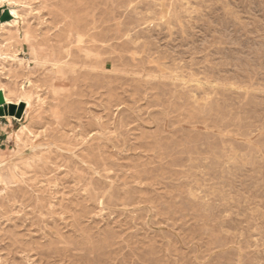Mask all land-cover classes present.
Returning <instances> with one entry per match:
<instances>
[{
    "label": "rangeland",
    "instance_id": "rangeland-1",
    "mask_svg": "<svg viewBox=\"0 0 264 264\" xmlns=\"http://www.w3.org/2000/svg\"><path fill=\"white\" fill-rule=\"evenodd\" d=\"M0 1V264H264V0Z\"/></svg>",
    "mask_w": 264,
    "mask_h": 264
},
{
    "label": "bare ground",
    "instance_id": "bare-ground-1",
    "mask_svg": "<svg viewBox=\"0 0 264 264\" xmlns=\"http://www.w3.org/2000/svg\"><path fill=\"white\" fill-rule=\"evenodd\" d=\"M46 1V0H45ZM112 1V0H111ZM8 3H7V6L9 7V5L10 4H12L14 1L13 0H8L7 1ZM42 2H44V1H42ZM41 2V3H42ZM15 3V2H14ZM46 3V2H45ZM3 4V1H0V8H2V5ZM46 6V5H45ZM7 7V8H8ZM47 8H49V7H47ZM91 8V7H90ZM10 11H9V15H8V17H10V18H12V21H9V22H6V23H1L0 22V36L1 35H4V36H6V39H5V41H9V40H13V39H17L16 38V36L14 35V34H12L11 33V31L9 30V29H15L17 26H18V21L17 20H19L20 19V15L16 12V10H14L13 8H10L9 9ZM53 13V12H52ZM51 13V14H52ZM167 13V12H166ZM94 16V15H93ZM55 17V16H54ZM95 17V16H94ZM166 17V16H165ZM72 19V18H71ZM173 19H174V17H173ZM26 20V19H25ZM94 20V19H93ZM172 20V19H171ZM57 21V20H56ZM75 21V20H74ZM52 22H53V20H52ZM58 22V21H57ZM73 22V21H72ZM23 23V22H22ZM23 24H26V23H23ZM28 24V23H27ZM58 24V23H57ZM67 25V24H66ZM73 25V24H72ZM75 25H76V23H75ZM90 25H91V23H90ZM28 27V26H27ZM35 27V26H34ZM58 27V26H57ZM60 27H62V26H60ZM64 27V26H63ZM69 27V26H68ZM73 27H75V26H73ZM87 27V26H86ZM96 27V26H95ZM23 28V27H22ZM70 28H71V24H70V27H69V30H70ZM27 29V28H26ZM30 29H33V28H30ZM82 29V28H81ZM92 29V28H91ZM59 30V29H58ZM61 30V29H60ZM68 30V29H67ZM72 30H73V28H72ZM72 30H70V31H72ZM22 31V30H21ZM30 31V30H29ZM28 30H25L24 32H23V36L21 37L22 38V40L21 41H23V43H25V44H29L28 46L30 47V50L32 51L31 53H32V55H33V59H34V61H35V63H38V64H41V63H43L42 61V58L41 57H39L38 55H37V49H39V47L41 46L39 43V45H33V44H31L32 43V41L30 40L31 39V36H32V32L30 33ZM85 31V30H84ZM34 32V31H33ZM48 32V31H47ZM63 32V31H62ZM61 32V33H62ZM82 32V31H81ZM19 33V32H18ZM46 33V32H45ZM80 33V32H79ZM30 34H31V36H30ZM34 34V33H33ZM38 34V33H37ZM67 34V33H66ZM69 34H71V32L69 33ZM89 34V33H88ZM92 34H94V33H92ZM21 35V34H20ZM55 36L57 37V34H55ZM60 36V35H59ZM65 36V35H64ZM89 36V35H88ZM93 36V35H92ZM36 37V36H35ZM56 37H54V39L56 38ZM62 37V36H61ZM73 37H74V35H73ZM20 38V37H19ZM45 38V37H44ZM85 38H87L86 36H85ZM90 38V37H89ZM33 39V38H32ZM65 39V38H64ZM75 39V38H74ZM72 40V41H75V40ZM92 39V38H91ZM94 39V38H93ZM99 39V38H98ZM34 40V39H33ZM46 39H44V41H45ZM68 40H69V37H68ZM85 40V39H84ZM15 41V40H14ZM65 41V40H64ZM9 42H11V41H9ZM8 42V43H9ZM16 42H17V44H18V41L16 40ZM31 42V43H30ZM41 42H42V40H41ZM47 42H49V41H47ZM89 42V41H88ZM5 43V42H4ZM20 43V42H19ZM66 43V42H65ZM70 43H73V42H71L70 41ZM83 43V42H82ZM87 43V42H86ZM7 44V42L4 44V45H6ZM16 44V45H17ZM43 44H45V42H43ZM57 44V43H56ZM97 44V43H96ZM0 45H1V43H0ZM15 45V44H14ZM51 45V44H50ZM49 45V46H50ZM53 45H55V44H53ZM69 45V44H68ZM91 45V44H90ZM101 45V44H100ZM104 45V44H103ZM18 46V45H17ZM45 46V45H44ZM71 46H72V44H71ZM16 47V46H15ZM56 47V46H55ZM20 48V47H19ZM98 48V47H97ZM50 49V48H49ZM56 49V48H55ZM54 49V50H55ZM61 49V48H60ZM86 49V48H85ZM87 49H89V48H87ZM91 49V48H90ZM15 50V49H14ZM48 50V49H47ZM72 51V50H71ZM76 51V50H75ZM57 52V51H56ZM74 52V51H73ZM114 52H115V50H114ZM117 52V51H116ZM119 52V51H118ZM66 53V52H65ZM75 53V52H74ZM42 54V53H41ZM54 54H56L55 52H54ZM96 54V53H95ZM99 54V53H98ZM97 54V55H98ZM105 54V53H104ZM133 54V53H132ZM52 55H53V53H52ZM58 55V54H57ZM61 55V54H60ZM71 55V54H70ZM116 55V54H115ZM62 56V55H61ZM74 56V55H73ZM81 56V55H80ZM70 57H72V55L70 56ZM75 57V56H74ZM73 57V58H74ZM24 58V57H23ZM56 58V57H55ZM54 58V59H55ZM60 58V57H59ZM63 58V57H62ZM80 58V57H79ZM82 58V57H81ZM88 58V57H87ZM5 59H7V60H11V61H14L15 63H16V66H24V64H26V65H28L29 64V61H25L24 59H19L17 56H7V54H2L1 53V51H0V60H5ZM71 59V58H70ZM95 59H97V58H94V60ZM103 59V58H102ZM101 59V60H102ZM56 60V59H55ZM68 60V59H67ZM75 60V59H74ZM82 60V59H81ZM85 60H87V59H85ZM93 60V61H94ZM107 60V59H106ZM105 60V61H106ZM83 61V60H82ZM90 61H92V60H90ZM96 61V60H95ZM109 61V60H108ZM108 61H106V62H108ZM111 61H113V60H111ZM10 62V61H9ZM32 62V61H31ZM30 62V63H31ZM56 62H58V61H56ZM55 62V63H56ZM73 62V61H72ZM70 63V62H69ZM81 63H83V62H81ZM104 63V62H103ZM112 63V62H111ZM87 64V63H86ZM100 64H101V62H100ZM121 64V63H120ZM159 64V63H158ZM4 65V64H3ZM36 64H34V66H35ZM46 65V64H45ZM48 65H50V63L48 64ZM58 65V64H57ZM56 65V66H57ZM63 65V64H62ZM74 65V64H73ZM80 65V64H79ZM97 65V64H96ZM105 65V64H104ZM103 65V66H104ZM161 65V64H160ZM13 66V65H12ZM53 66H55V65H53ZM53 66L51 65V67L53 68ZM55 66V67H56ZM59 66V65H58ZM64 66V65H63ZM70 66V65H69ZM86 66V65H85ZM119 66V65H118ZM5 67V66H4ZM11 67V66H10ZM21 67V68H22ZM28 67V66H27ZM38 67V66H37ZM76 67V66H75ZM81 67V66H80ZM88 67V66H87ZM101 67H102V65H101ZM12 68V67H11ZM63 68V67H62ZM62 68H60V69H62ZM66 67H64V69H65ZM85 68V67H84ZM84 68H82V69H84ZM109 68V67H108ZM7 69V68H6ZM6 69H4V70H6ZM14 69H15V67H14ZM18 69V68H17ZM16 69V70H17ZM27 69V68H26ZM67 69V68H66ZM65 69V70H66ZM68 69H70V68H68ZM73 69H76V68H73ZM91 69V68H90ZM102 69V68H101ZM119 69H120V67H119ZM127 69V68H126ZM13 70V69H12ZM35 70V69H34ZM40 70H42V69H40ZM57 70V69H56ZM65 70H64V72H65ZM72 70V69H71ZM77 70V69H76ZM104 70V69H103ZM102 70V71H103ZM178 70V69H177ZM2 71H3V69H2ZM7 71V70H6ZM62 71V70H61ZM110 71V70H109ZM128 71H130V70H128ZM138 71H139V69H138ZM8 72V71H7ZM7 72H5V73H7ZM10 72H12V71H10ZM14 72H15V70H14ZM18 72H20V71H18ZM23 72V71H22ZM91 72V71H90ZM94 72V71H93ZM92 72V73H93ZM121 72V71H120ZM157 72V71H156ZM28 73V72H27ZM80 73V72H79ZM88 73V72H87ZM123 73V72H122ZM136 73V72H135ZM137 73H139V72H137ZM161 73H163V72H161ZM173 73V72H172ZM11 74V73H10ZM13 74V73H12ZM21 74V73H20ZM29 74V73H28ZM43 74V73H42ZM41 74V75H42ZM59 74V73H58ZM89 74V73H88ZM126 74V73H125ZM129 74V73H128ZM127 74V75H128ZM150 74V73H149ZM160 74V73H159ZM6 75V74H5ZM14 75V74H13ZM13 75H12V77L11 78H13ZM35 75V74H34ZM45 75V74H44ZM132 75V74H131ZM134 75V74H133ZM9 76V75H8ZM19 76V75H18ZM17 76V77H18ZM46 76V75H45ZM50 76V75H49ZM71 76H72V74H71ZM79 76V75H78ZM147 76H149V75H147ZM176 76V75H175ZM191 76V75H190ZM15 77V76H14ZM17 77L15 78V80L17 79ZM150 77V76H149ZM153 77V76H152ZM151 77V78H152ZM181 77V76H180ZM19 78V77H18ZM31 78V77H30ZM41 78V77H40ZM40 78H38V79H40ZM51 79V78H50ZM65 79V78H64ZM66 79H67V77H66ZM166 79V78H165ZM168 79V78H167ZM4 80H6V79H4ZM9 80H11V79H9ZM27 80V79H26ZM192 80V79H191ZM1 81V80H0ZM13 81V80H12ZM47 81V80H46ZM48 81H49V78H48ZM155 81V80H154ZM41 82V81H40ZM12 83V82H11ZM36 83V82H35ZM37 83H39V81L37 82ZM43 83V82H42ZM47 83V82H46ZM32 84V83H31ZM40 84V83H39ZM72 84V83H71ZM4 85V84H3ZM3 85H1L0 84V93H2V97H3V100H4V102H5V104L6 105H9V104H13V105H15V106H19L20 104H23L24 105V107H25V109H24V113H23V118H25V117H27L28 116V114H29V110L32 108V104H33V100H32V96L30 95L32 92H30V91H27L26 89H24V88H21V91L19 92H17V91H15L13 88H7V87H5V86H3ZM33 85V84H32ZM48 85H51V83L50 84H48ZM12 86V85H11ZM34 86V85H33ZM10 87V86H9ZM12 87H14V85L12 86ZM15 87H16V84H15ZM20 87H22V86H20ZM26 87H27V85H26ZM70 87V86H69ZM35 88V87H34ZM37 88V87H36ZM45 88V87H44ZM17 89V88H16ZM33 89V88H32ZM48 90V89H47ZM68 90V89H67ZM32 91V90H31ZM48 92V91H47ZM54 94V93H53ZM194 96V95H193ZM55 99V98H54ZM53 99V100H54ZM194 99V98H193ZM206 107V106H205ZM214 108V107H213ZM218 110V109H217ZM213 112V111H212ZM215 112V111H214ZM221 112V111H220ZM5 118L7 119V120H12V119H14V117H10V116H8V115H6L5 116ZM25 120H27V119H25ZM9 121H6V122H9ZM8 124V123H7ZM13 124V123H12ZM11 124V125H12ZM23 124V123H22ZM21 124V125H22ZM234 126H236V125H234ZM19 129V128H18ZM14 130V129H13ZM27 130V128H26V126H23L21 129H19V131H18V133H16V138H18L19 139V134L20 133H23L24 131H26ZM13 132V131H12ZM13 134V133H12ZM14 136V135H13ZM15 139V138H14ZM64 139V138H63ZM187 139V138H186ZM200 141V140H199ZM159 142V141H158ZM195 143V142H194ZM86 144V143H85ZM96 144V143H95ZM97 144H99V143H97ZM154 144V143H153ZM165 144V143H164ZM167 144V143H166ZM87 145V144H86ZM171 146V145H170ZM169 146V147H170ZM151 147H154L153 145L151 146ZM166 147H168V146H166ZM200 147H201V144H200ZM18 148V147H17ZM103 148V147H102ZM92 149H94V148H92ZM167 149V148H166ZM175 149V148H174ZM177 149V148H176ZM185 149V148H184ZM17 150V149H16ZM156 150V149H155ZM221 150V149H220ZM86 151V150H85ZM94 151H95V149H94ZM159 151V150H158ZM157 151V152H158ZM205 151V150H204ZM17 152H18V150H17ZM87 152H88V150H87ZM91 152V151H90ZM160 152V151H159ZM179 152V151H178ZM19 153V152H18ZM81 153H84V152H81ZM186 153V152H185ZM198 153V152H197ZM86 154V153H85ZM97 154V153H96ZM199 154V153H198ZM15 155V154H14ZM17 155V154H16ZM93 155V154H92ZM100 155V154H99ZM161 155V154H160ZM166 155H167V153H166ZM175 155L176 154H174V157H175ZM181 155V154H180ZM85 156V155H84ZM164 156V155H163ZM201 156H202V154H201ZM205 156V155H204ZM15 157V156H14ZM95 157V156H94ZM93 157V158H94ZM173 157V156H172ZM173 157V158H174ZM176 158V157H175ZM178 158V157H177ZM180 158V157H179ZM96 159V158H95ZM203 159V158H202ZM208 159V158H207ZM91 160V159H90ZM161 160H163V159H161ZM170 160V159H169ZM174 160H176V159H174ZM210 160V159H209ZM214 160V159H213ZM8 161V160H7ZM11 161V160H10ZM88 161V160H87ZM92 161V160H91ZM98 161V160H97ZM100 161H101V159H100ZM171 161V160H170ZM219 161V160H218ZM14 162V161H13ZM84 162H86V161H84ZM83 162V163H84ZM89 162V161H88ZM87 162V163H88ZM99 162V161H98ZM105 162V161H104ZM178 162V161H177ZM181 162V161H180ZM211 162V161H210ZM220 162V161H219ZM3 162H0V167L3 165L2 164ZM86 163V164H87ZM163 163V162H162ZM90 164V163H89ZM92 164V163H91ZM164 164V163H163ZM163 164H162V168H163ZM176 164V163H175ZM218 164H220V163H218ZM83 165V164H82ZM85 165V164H84ZM102 165V164H101ZM184 165V164H183ZM10 166V165H9ZM13 166H14V164H13ZM91 166V165H90ZM89 166V167H90ZM93 166V165H92ZM177 166V165H176ZM212 166V165H211ZM95 167V166H94ZM158 167V166H157ZM5 168V167H4ZM7 168V167H6ZM84 168H85V166H84ZM141 168V167H140ZM185 168V167H184ZM214 168V167H213ZM11 169V168H10ZM14 169V168H13ZM94 169V168H93ZM100 169V168H99ZM142 169V168H141ZM143 169H145V168H143ZM142 169V170H143ZM146 169H148V168H146ZM150 169V168H149ZM182 169V168H181ZM195 169V168H194ZM2 170V169H1ZM97 170V169H96ZM152 170V169H151ZM153 170H155V169H153ZM159 170H161V169H159ZM158 170V171H159ZM163 170V169H162ZM213 170V169H212ZM12 171V170H11ZM10 170H8V174H7V176H6V179L7 180H12L13 178H14V176H13V173L11 172ZM88 171V170H87ZM91 171V170H90ZM92 171H94V170H92ZM157 171V170H156ZM164 171V170H163ZM219 171V170H218ZM6 172V171H5ZM4 172V173H5ZM85 172V171H84ZM106 172V171H105ZM109 172V171H108ZM107 172V173H108ZM144 172V171H143ZM169 172V171H168ZM192 172H193V170H192ZM196 172V171H195ZM3 173V174H4ZM15 173H16V171H15ZM80 173V172H79ZM140 173V172H139ZM1 174V173H0ZM17 174V173H16ZM20 174V173H19ZM93 174V173H92ZM95 174V173H94ZM98 174V173H97ZM104 174H106V173H104ZM161 174H163V173H161ZM207 174V173H206ZM211 174V173H210ZM215 174V173H214ZM22 175V174H21ZM81 175V174H80ZM83 175V174H82ZM139 175V174H138ZM152 175V174H151ZM208 175H209V173H208ZM2 176V175H1ZM20 176V175H19ZM103 176V175H102ZM107 176V175H106ZM140 176V175H139ZM156 176V175H155ZM160 176V175H159ZM158 176V177H159ZM193 176V175H192ZM207 176V175H206ZM217 176V175H216ZM215 176V177H216ZM17 177V176H16ZM78 177V176H77ZM83 177V176H82ZM138 177V176H137ZM148 177V176H147ZM153 177V176H152ZM194 177H195V175H194ZM218 177V176H217ZM20 178V177H19ZM73 178H75V177H73ZM149 178V177H148ZM147 178V179H148ZM160 178H161V176H160ZM227 178V177H226ZM225 178V179H226ZM82 179V178H81ZM153 179V178H152ZM154 179H155V177H154ZM189 179V178H188ZM224 179V180H225ZM23 180V179H22ZM145 180V179H144ZM213 180V179H212ZM19 181V180H18ZM85 181V180H84ZM92 181V180H91ZM103 181V180H102ZM219 181H221V180H219ZM1 182V181H0ZM78 182V181H77ZM12 183V182H11ZM104 183V182H103ZM216 183V182H215ZM222 183V182H221ZM226 183V182H225ZM30 184V183H29ZM89 184V183H88ZM108 184V183H107ZM223 184V183H222ZM26 185V184H25ZM220 185V184H219ZM22 186V185H21ZM89 186V185H88ZM96 186V185H95ZM99 186V185H98ZM108 186H110V184L108 185ZM224 186V185H223ZM4 187V186H3ZM15 187V186H14ZM31 187V186H30ZM91 187H94V185L93 186H91ZM219 187V186H218ZM11 188V187H10ZM12 189V188H11ZM10 189V190H11ZM13 189H15V188H13ZM17 189V188H16ZM18 189H21V188H18ZM17 189V190H18ZM30 189V188H29ZM35 189V188H34ZM91 189V188H90ZM103 189H104V186H103ZM218 189V188H217ZM22 190V189H21ZM20 190V191H21ZM25 190V189H24ZM24 190H22V191H24ZM13 191V190H12ZM113 191V190H112ZM7 192V191H6ZM17 191H15V193H16ZM25 192V191H24ZM103 192V191H102ZM216 192V191H215ZM225 192V191H224ZM13 193V192H12ZM32 193H34V192H32ZM36 193V192H35ZM92 193V192H91ZM101 193V192H100ZM113 193H114V191H113ZM206 193V192H205ZM219 193V192H218ZM26 194V193H25ZM28 194V193H27ZM31 194V193H30ZM99 194V193H98ZM11 195H13V194H11ZM22 195V194H21ZM34 195H37V193L36 194H34ZM217 195V194H216ZM223 195V194H222ZM24 196V195H23ZM108 196V195H107ZM130 196V195H129ZM15 197H16V195H15ZM28 197H29V195H28ZM209 197V196H208ZM2 198V197H1ZM11 198V197H10ZM23 198V197H22ZM34 198V197H33ZM48 198V197H47ZM218 198V197H217ZM238 198V197H237ZM26 199V198H25ZM232 199V198H231ZM4 200V199H3ZM34 200H36V199H34ZM234 200V199H233ZM236 200V199H235ZM15 201V200H14ZM39 200H37V202H38ZM41 201V200H40ZM45 201V200H44ZM105 201V200H104ZM3 202V201H2ZM230 202V201H229ZM116 203V202H115ZM114 203V204H115ZM198 203V202H197ZM229 204V203H228ZM11 205V204H10ZM37 205H38V203H37ZM43 205V204H42ZM50 205H52V204H50ZM195 205V204H194ZM3 205H1V207H2ZM41 206V205H40ZM9 207V206H8ZM204 208V207H203ZM3 209V208H2ZM50 209H51V207H50ZM190 209V208H189ZM210 209V208H209ZM7 210V209H6ZM264 210V209H263ZM262 210V211H263ZM3 211V210H2ZM204 211V210H203ZM211 211V210H210ZM8 213V212H7ZM211 213V212H210ZM254 213V212H253ZM10 214V213H9ZM8 214V215H9ZM261 214V213H260ZM6 215V214H5ZM1 217V216H0ZM5 217V216H4ZM212 218V217H211ZM207 220V219H206ZM234 221V220H233ZM253 223V222H252ZM254 224V223H253ZM233 226V225H232ZM223 227V226H222ZM257 228V227H256ZM4 231V230H3ZM59 231V230H58ZM2 232V231H1ZM225 232V231H224ZM56 233H58V232H56ZM59 235V234H58ZM57 235V237H59ZM223 235V234H222ZM61 236V235H60ZM225 236V235H224ZM233 236V235H232ZM237 236V235H236ZM9 237V236H8ZM12 238V237H11ZM229 239V238H228ZM14 240V239H13ZM11 241V240H10ZM17 241V240H16ZM62 241V240H61ZM214 241V240H213ZM225 241V240H224ZM236 243H237V241H236ZM9 245H11V243L9 244ZM13 246V245H12ZM51 248V250H52V248L53 247H50ZM49 248V249H50ZM224 248V247H223ZM48 249V250H49ZM47 250V251H48ZM41 251H42V249H41ZM46 251V252H47ZM55 251V250H54ZM104 251V250H103ZM8 252H10V249L8 250ZM257 252V251H256ZM255 252V253H256ZM49 253V252H48ZM105 253V252H104ZM10 254V253H9ZM99 254V253H98ZM103 254V253H102ZM107 254V253H106ZM222 254V253H221ZM225 254H227V253H225ZM109 255V254H108ZM101 256V255H100ZM103 256H105V255H103ZM148 256V255H147ZM221 256V255H220ZM257 256V255H256ZM97 257V256H96ZM106 257V256H105ZM104 257V258H105ZM149 257H150V255H149ZM235 257V256H234ZM238 257V256H237ZM246 257V256H245ZM98 258V257H97ZM103 258V257H102ZM236 258V257H235ZM10 259V258H9ZM152 259V258H151ZM201 259V258H200ZM199 259V260H200ZM258 259H260V258H258ZM3 260V259H2ZM2 260H0V261H2ZM26 260V259H25ZM99 260V259H98ZM104 260V259H103ZM102 260V261H103ZM106 260V259H105ZM238 260V259H237ZM247 260H248V258H247ZM6 261H7V259H6ZM151 261V260H150ZM195 261V260H194ZM143 262V261H142ZM9 263V262H8ZM25 263V262H24ZM27 263V262H26ZM85 263V262H84ZM89 263V262H88ZM87 263V264H88ZM105 263V262H104ZM149 263V262H148ZM212 263V262H211ZM244 263V262H243ZM253 263V262H252ZM3 264H4V262H3ZM12 264V263H11ZM99 264V263H98ZM242 264V263H241ZM245 264V263H244ZM255 264V263H254ZM262 264V263H261Z\"/></svg>",
    "mask_w": 264,
    "mask_h": 264
},
{
    "label": "water",
    "instance_id": "water-1",
    "mask_svg": "<svg viewBox=\"0 0 264 264\" xmlns=\"http://www.w3.org/2000/svg\"><path fill=\"white\" fill-rule=\"evenodd\" d=\"M4 103L5 102L3 100V97L0 94V117L8 115V116H14L15 118H18V119L21 118V115L24 109L23 104H20L19 106H15L13 104L6 105Z\"/></svg>",
    "mask_w": 264,
    "mask_h": 264
}]
</instances>
